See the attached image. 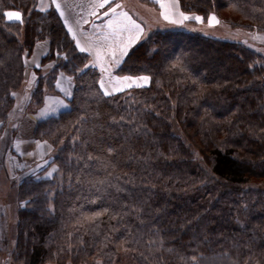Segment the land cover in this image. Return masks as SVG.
<instances>
[{"label":"trees","instance_id":"obj_1","mask_svg":"<svg viewBox=\"0 0 264 264\" xmlns=\"http://www.w3.org/2000/svg\"><path fill=\"white\" fill-rule=\"evenodd\" d=\"M177 1L202 21L216 13L264 36V0ZM38 3L0 0V122L30 74L27 105L53 93L69 107L35 123L58 168L20 178L12 261L264 264V45L154 30L114 70L149 83L105 95L92 56L55 6ZM16 11L22 23L4 15Z\"/></svg>","mask_w":264,"mask_h":264},{"label":"rangeland","instance_id":"obj_2","mask_svg":"<svg viewBox=\"0 0 264 264\" xmlns=\"http://www.w3.org/2000/svg\"><path fill=\"white\" fill-rule=\"evenodd\" d=\"M166 0H112V3L105 5L104 8H99V4L103 0H99L96 3L97 12L92 16L95 21L100 23L106 16L103 15L104 12L108 11L110 7H114L116 4L121 5V10H123L127 15L134 19H137L143 26V33L140 38L135 42L142 40L148 33L156 30L165 29H186L191 31L203 32L207 34L223 36L227 38H232L235 40L247 39L248 41L257 44L264 45V36L258 35L243 27L234 26L228 21L222 19L216 13L215 15L219 20V23L212 22L209 23V16L206 21H197L195 19H184V16L195 17V15H190L184 12L181 8L174 6L170 2H165ZM71 7L78 6L85 8L86 0H71L69 1ZM91 2L88 4L90 7ZM65 8V6L63 5ZM119 9V8H118ZM169 17L168 20L164 19V16ZM172 21H183L182 23H173ZM44 42V41H43ZM42 42V43H43ZM135 45V44H134ZM130 50V49H129ZM128 50V51H129ZM91 55L92 53L89 52ZM28 66L32 67L30 64V59L28 60ZM47 68V65L45 66ZM98 68V67H97ZM102 74L101 68H98ZM33 75L30 74L28 77V82L25 85L22 92L17 94L18 106L17 110L7 122L3 128L0 135V204L4 207L5 214L7 216L6 222L8 220L9 224H3L0 231V261L1 263L4 258L13 260L12 252L14 248L13 239V229L14 220L17 218V210L19 206V201L16 196V189L20 182V178L25 176L33 177H51L58 166L55 163H50L49 155L51 153V145L41 140L34 135L35 129V119L37 121L44 118L43 115L26 114V109H33L31 105H27L28 99L30 97L31 86L35 85ZM147 76V75H138ZM148 77V76H147ZM33 78V79H32ZM149 81L144 84L147 85ZM33 107V108H32ZM58 110H52V114H56ZM34 144L28 145L33 139ZM40 140V142L38 141ZM37 144H40L39 146ZM31 153V155H29ZM51 173V175H49ZM1 215L2 212L0 211ZM3 216V215H2ZM7 236V238H6ZM8 242V243H7ZM128 260H123V264H129Z\"/></svg>","mask_w":264,"mask_h":264},{"label":"crops","instance_id":"obj_3","mask_svg":"<svg viewBox=\"0 0 264 264\" xmlns=\"http://www.w3.org/2000/svg\"><path fill=\"white\" fill-rule=\"evenodd\" d=\"M71 0H55V3L60 4V8L56 9L59 13L63 12L62 16L64 21L67 24V27L71 29V34L74 37L77 46L81 49H86V52H91L92 60L94 65L98 68H101L102 74L100 75V87L101 82H104V87H101V90L105 93L107 90L109 93H117L120 91H115L116 88L127 89L128 83L131 81H125V77H142V76H133V75H119L115 73L116 66L124 59L128 50L136 44L135 42L140 38L143 33V26L137 20L127 15L124 16L122 13H125L121 8L117 9V14H109L106 16L102 22L98 23L93 19L94 13L97 12L96 3L98 4L99 0H86L85 8L78 6L71 7L69 4ZM91 2L90 7L88 4ZM165 2H170L174 6L180 9V5L177 0H166ZM65 6V8L63 7ZM50 6H55L53 0H39L38 7L40 9H48ZM109 21H112V27H109ZM134 21L135 24L140 26L142 31L137 30L132 26L131 22ZM127 29V30H124ZM138 37V38H137ZM43 42V41H42ZM39 42L33 54L31 55L30 64L31 66H37L39 64L40 58L45 54L48 48V42L44 41L43 43ZM122 48H126V54L121 52ZM113 50L115 51V57L112 56ZM99 53V56H98ZM48 66V65H47ZM137 84L145 85V81L136 80ZM135 87V86H133ZM31 91V90H30ZM69 107L68 100L66 96L47 93L44 98V103L42 106L33 109H26V114L34 115H43V117L50 116L52 110L62 111ZM37 122V119H35ZM3 124L0 122V135L2 133ZM34 132V131H33ZM28 145L34 144V137ZM40 142V140H38ZM38 146L40 144H37ZM0 264H16L12 260L3 259ZM49 264V263H48Z\"/></svg>","mask_w":264,"mask_h":264},{"label":"snow or ice","instance_id":"obj_4","mask_svg":"<svg viewBox=\"0 0 264 264\" xmlns=\"http://www.w3.org/2000/svg\"><path fill=\"white\" fill-rule=\"evenodd\" d=\"M53 3L55 4V7L57 8V9H59L60 8V4H58V3H55V0H53ZM110 3H112V0H103V2L102 3H100L99 4V8H104L105 7V5H108V4H110ZM121 7V5H119V4H116L114 7H110L109 9H108V11H106V12H104L103 13V15H105V16H108L110 13L111 14H113V15H116L117 14V9L118 8H120ZM41 10H44V9H41ZM62 16L64 15V13L63 12H61L60 13ZM4 15L7 17V19L9 20V21H18V22H23L22 21V14L19 12V11H16V12H7V13H4ZM122 15H124V16H127V13H122ZM181 15L183 16V18L186 20V19H195V20H197V21H200L202 18L201 17H199V16H195V17H189V16H184L183 15V13H181ZM164 19L165 20H168L169 19V17L167 16V15H165L164 16ZM173 23H182L183 21H172ZM212 22H216V23H219V20L217 19V17L213 14V15H211L210 17H209V23H210V25L212 24ZM112 21H109V27L111 28L112 27ZM131 24H132V26L133 27H135L137 30H140V31H142V29H140V26L138 25V24H135V22L134 21H132L131 22ZM70 31H71V29H69ZM124 30H127V29H124ZM138 38V37H137ZM86 49H83V48H81V51H85ZM121 52L122 53H124V54H126V48H122L121 49ZM98 56H99V53H98ZM112 56L113 57H115V51L113 50V52H112ZM38 66V65H37ZM86 67H87V65H86ZM125 81H131V83H128L127 84V87H129V88H131V87H133V86H135V87H142L143 85H141V84H137L136 83V80H143V81H145V82H147V81H149V77H147V76H142V77H137V78H132V77H125V78H123ZM101 87L103 88L104 87V82L102 81L101 82ZM124 89H122V88H116L115 89V91H123ZM105 95H110V94H112V93H109L107 90H105V93H104ZM123 119V118H122ZM109 151L111 152L112 150L111 149H109ZM29 155H31V153H29ZM49 175H51V173H49ZM97 215H99V213H97ZM195 259V258H194Z\"/></svg>","mask_w":264,"mask_h":264}]
</instances>
